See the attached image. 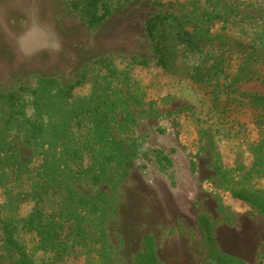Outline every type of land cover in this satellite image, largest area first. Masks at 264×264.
I'll use <instances>...</instances> for the list:
<instances>
[{"label":"rangeland","instance_id":"obj_1","mask_svg":"<svg viewBox=\"0 0 264 264\" xmlns=\"http://www.w3.org/2000/svg\"><path fill=\"white\" fill-rule=\"evenodd\" d=\"M151 1L128 0L92 30L85 67L77 62L54 79L31 76L23 82H0V93L22 86L38 90L36 95L24 91L23 96L21 90L19 102L45 129L34 143L25 140L18 124L3 130L5 106L0 98V143L1 138L9 143L0 147V217L13 225L16 237L39 263L52 258L53 251L41 246L42 237L28 219L38 209L51 214L64 208L58 232L69 248L55 264H135L145 234L154 237L165 264H206L208 247L197 224L199 214L205 213L223 251L245 264H264V212L233 197L217 170L219 166L225 172L229 185L264 195V111L244 95L264 87L257 80L232 83L242 63L241 52L232 49L225 73L214 85L220 93L216 98L212 86L164 71L144 30L156 9ZM192 1L174 10L196 16L203 9L236 5L233 18H243L240 23H228L222 30L223 22L216 21L214 29L230 35L227 40L237 47L252 41L264 26V0H241L253 3L249 6H240V0ZM37 36L26 50L44 43ZM134 57L148 63L134 62ZM101 59L107 63L94 62ZM260 67L264 72V65ZM82 72H87L86 82L70 99H62L60 90ZM98 93L118 114L110 121L111 136L123 145H140L148 155L125 162L117 158L103 172L79 173L64 148L77 141L84 152L88 143L99 150L94 121L86 112L99 101ZM35 99H43L44 105ZM100 107L112 113L104 102ZM66 127L72 132L62 133ZM156 155L174 161L176 184L160 170ZM91 161L95 159L87 151L80 163ZM32 190L42 201L31 196ZM1 243L0 238V248Z\"/></svg>","mask_w":264,"mask_h":264},{"label":"trees","instance_id":"obj_2","mask_svg":"<svg viewBox=\"0 0 264 264\" xmlns=\"http://www.w3.org/2000/svg\"><path fill=\"white\" fill-rule=\"evenodd\" d=\"M63 1L91 28H96L114 12L123 8L128 0ZM191 1H151L156 9L145 21L144 30L150 41L156 64L168 73L212 86V93L216 98L220 93L218 85L216 87L214 85L220 82L221 75L225 73V66H227L229 58L227 54L230 53L231 49L237 50L241 52L240 59L242 63L238 73L234 75L232 83L240 81L242 84L257 80L264 87V72L260 67V64L264 65V26L262 25L256 31L257 35L252 38L251 43H245L237 47L233 42L227 40L230 35L222 31L227 29L228 23L238 24L243 19L233 18L235 10H237L236 5L224 9L220 8L219 10L203 9L202 13L196 16L187 14V11L177 13L174 10L176 7H185ZM252 4L251 2L244 3L241 0L239 2L240 6ZM216 21L223 22L222 30L217 31L214 29ZM132 60L135 62V57ZM94 62L107 63V60L101 59ZM136 62L140 64L148 63L147 60H136ZM86 77L87 72H82L81 79L79 78L67 84L60 90V97L70 99L73 90L86 82ZM21 90L22 96L24 91H30L34 95L39 93L38 90H30L24 86L8 93H0V98L5 106V127L3 130H9L13 125L18 124L22 132L26 134L25 140L28 143H34L33 139L43 135L45 131L44 124L40 119H32L27 115L23 102H19ZM244 95L248 97L253 107L264 111V90L245 92ZM96 96L99 101L94 102L95 105L87 108L86 112L94 121V133L101 146L99 150L90 143L84 146L88 152L92 153V159L94 158L95 162L91 161L85 166L80 163L87 154V151H83L80 142L76 141L72 147H63L68 158L77 166L79 165V173L87 172L90 169L103 172L106 166L116 161L117 158H122L121 160L125 162L131 156L140 155V157H144L148 155V152L140 145H123L111 136L110 121L114 120L118 114L115 113L113 104L103 100L101 94L98 93ZM123 101L126 102V99L123 98ZM35 102L41 106L44 105L43 99H35ZM101 102L111 108V114L101 109ZM71 130V127H66L62 133H70ZM0 133H2L1 129ZM6 133L7 131H4V134ZM8 145L9 143L1 138L0 147L5 148ZM156 157H159L157 163L160 170L169 178H172L173 183L176 184L174 161L166 155H156ZM14 163L11 164L14 165ZM19 170L18 167L15 172L18 173ZM217 170L233 197L245 202L253 209L264 212V195L246 187L238 188L229 185L227 183L229 179L225 178V172L219 166H217ZM22 172L24 171L22 170ZM31 192L33 198H36L38 202L42 201L40 194L34 193L33 190ZM83 202L87 203L86 201ZM64 213V208L60 209L59 213L52 212L51 214H46L38 209L28 219L29 227L42 237L41 246L45 250L53 251V257L41 263L31 257L26 246L16 237L13 225L0 217V238L2 241L0 264H55V262L62 259L68 253L69 248L66 238L61 237L58 232L59 228L63 227L61 221ZM197 224L208 247L206 264H245L242 259L220 248L213 223L205 213L199 214ZM143 245L144 249L137 254L135 264H165L158 255L156 242L152 235L145 234L143 236Z\"/></svg>","mask_w":264,"mask_h":264},{"label":"crops","instance_id":"obj_3","mask_svg":"<svg viewBox=\"0 0 264 264\" xmlns=\"http://www.w3.org/2000/svg\"><path fill=\"white\" fill-rule=\"evenodd\" d=\"M101 25L91 28L63 0H0V82L54 79L77 62L83 67L90 60L92 30ZM37 35L44 43L26 50Z\"/></svg>","mask_w":264,"mask_h":264},{"label":"clouds","instance_id":"obj_4","mask_svg":"<svg viewBox=\"0 0 264 264\" xmlns=\"http://www.w3.org/2000/svg\"><path fill=\"white\" fill-rule=\"evenodd\" d=\"M23 41H24V38H21V45L23 47Z\"/></svg>","mask_w":264,"mask_h":264}]
</instances>
